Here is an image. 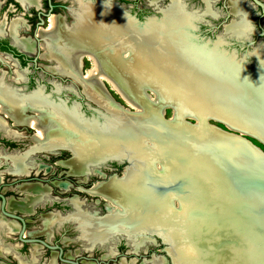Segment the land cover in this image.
<instances>
[{
  "label": "bare ground",
  "instance_id": "6f19581e",
  "mask_svg": "<svg viewBox=\"0 0 264 264\" xmlns=\"http://www.w3.org/2000/svg\"><path fill=\"white\" fill-rule=\"evenodd\" d=\"M180 5L176 1L171 3L168 10L162 11L160 20H148L141 28H136L121 11L111 8L108 13L114 17L108 16L105 10L107 7L102 5L96 8L85 7V9L81 6L84 10L81 9V12L73 15L74 24L71 26L64 27L59 17L51 16L49 27L45 30L41 29L40 33L47 39L46 43L41 44L42 58L54 59L57 69L68 73L80 83L84 96L101 109V121L98 122L94 118L84 119L79 114L77 106L71 105L66 108L61 103H52L40 92H35L31 98L39 100L40 106H47L49 109H35V114L25 116L22 108L24 101H15L10 94H4L9 107L0 103V112L12 118L15 124L27 123L35 131L31 137L36 144L34 149L44 148L49 152L53 148L68 149L72 154L71 157L66 162L60 163L68 166L69 174L97 173L94 170L96 164L107 158H118L124 152L132 157V164L123 169L121 178H110L104 183H96L93 184L94 187L85 189L89 194L97 195V198L101 196L106 200L107 213L103 217L98 218L86 211L83 213L79 204L73 203L76 211L68 217H71L70 221L77 222L76 226L80 230L81 238L88 244L87 247L90 248L97 243L106 247L116 237L122 235L127 238L132 250V247L139 242L143 244L146 241L145 237L139 234H149L157 236L165 245L164 250L172 264H264L260 257L261 241L254 237L252 232L247 233V238L242 237L241 241L236 242L237 247L227 246L220 250L214 246L216 240L225 236L222 229L226 224L219 227V231L213 226L212 221H209L207 215L220 205L219 198L230 199L222 187H216L213 181L209 184L205 183L206 179L211 180L210 175L199 174L198 164H194L197 163L195 158L185 152L189 141L176 139L175 133L167 140L163 135V129L159 130V135L151 125L150 128L146 126V130L155 132L160 146L155 150L143 149L138 143L142 139L139 130L143 129L144 125L125 115L123 110L110 100L101 84V80L107 81L112 90L130 107L140 104L139 97L137 98L132 91L138 89L139 83L142 82L157 87L155 93L157 99L152 96L148 98L144 92L140 96L142 99L152 105L156 100L164 101L167 99L166 87L156 77L162 78L170 71H174L172 68L175 62L163 52L167 51L169 56V52L178 50L186 53L187 58L191 63L193 62L194 68L197 64L204 71L210 73L213 71L214 75L226 77L225 79L233 85L242 86L248 99H252L254 93L261 91L264 87V54L260 56L253 52L257 64L248 73L247 64L235 61L229 53L226 55L222 52L218 53L215 48L209 49L206 53L202 51L188 53L181 50L184 45L183 25H192L190 22L197 17L190 15ZM232 10H234L233 14H239L241 20L238 25L235 24L227 31L231 34L243 35L248 24L247 6L237 5L236 8L233 6ZM113 19L117 20L119 25L115 24ZM92 28L96 36L102 40V44L95 51L90 49L93 45L89 42L90 38L89 41H84L76 37V31H90ZM149 41L152 43L150 44ZM148 45L159 50L160 54L158 52L157 54L160 58L152 54L154 50ZM123 53H126L125 58ZM83 58L92 63V67L86 70V73H80ZM166 86L170 88L171 82L168 81ZM216 87L218 90L222 89L221 86ZM255 102L258 107L260 104L264 105L262 98L261 100L258 98ZM174 106L177 112L192 110L190 106H185V103L176 102ZM136 110L138 112L137 107ZM132 132L134 133L131 136ZM166 136L168 137L167 134ZM157 159L162 163L154 162ZM12 160L15 169H22L25 165L23 162L22 165L19 164L15 157ZM174 182H182L181 192L170 191V193L165 189L162 190L163 187L167 185L170 187ZM33 186L35 184H23L19 188L31 190ZM202 186L207 189L204 193ZM212 195L213 201L217 202H213V206H210L205 200H210ZM28 197L29 195L25 200ZM172 197H175L173 202ZM116 206L121 207L120 210L108 211V208ZM6 208L21 211L29 209L16 205L12 198H8ZM64 219L50 217L45 222L60 223ZM119 224L128 227L125 231L127 235L118 233L120 227L122 228ZM131 225L136 226L130 229ZM26 234L33 232L26 231ZM63 243L65 244L66 240ZM31 250L34 253L35 246ZM54 254L51 255L49 262L51 264L54 263ZM31 259H34L33 256ZM121 263H124L122 259Z\"/></svg>",
  "mask_w": 264,
  "mask_h": 264
},
{
  "label": "water",
  "instance_id": "95a60500",
  "mask_svg": "<svg viewBox=\"0 0 264 264\" xmlns=\"http://www.w3.org/2000/svg\"><path fill=\"white\" fill-rule=\"evenodd\" d=\"M248 1L254 6L259 7L262 13L264 12V2L262 0ZM169 2L170 0L168 3ZM179 2L181 1L179 0ZM242 3L246 5V2L243 1ZM48 5L50 7L49 1ZM222 6L227 9L223 15V19L219 22V25L222 26L218 34L216 36L214 35L213 38L200 36L199 32L196 31L198 28L197 24L205 23V21L202 19V15L195 14L198 17L190 22L192 25H183L182 37L184 45L181 47V50H185L188 53H192L193 51H202L203 53H206L209 49L212 48L214 50L215 48L216 52H222L226 55L229 52L228 50L225 51L224 47H232L230 54L234 55L233 53L237 49H241V58H239L241 60L240 63H247L246 72L249 73L253 70L254 65L257 64L253 51L257 49L260 54H264L262 45L251 46L253 42L258 44V36L264 34L262 25L258 22L260 31L253 33V38L250 39L249 34L252 32L250 18L252 14L249 11L248 5H246V14L249 24L248 34L235 35L228 33L225 27L228 24L237 21L239 14H233L230 12L228 9V2L226 3L223 1ZM164 7L158 10V15H151L150 17H146L143 21H139L133 16L129 17L124 15V17L127 18L136 28H141L148 20H160L163 15L162 9ZM65 8L73 11L72 7L66 6ZM182 8L186 11L183 5ZM45 16H50V9L45 13ZM229 16H231V19L225 22ZM39 23L42 24V20ZM217 27L218 26H215V28ZM151 40L155 43L153 38H151ZM173 42L174 41H172V43ZM149 43L151 44L152 42L149 41ZM148 46L154 50L152 54L159 57L157 54V52L160 54L159 50H156V48L151 45ZM173 47H175L174 44ZM247 47H252L251 52L247 51ZM169 53L168 56L167 51L163 52L166 57L175 62L176 65L174 64L172 68L174 71H170L165 77H156V79L166 87L164 88L166 89L165 92L167 99L164 101L156 100L154 105L146 102V100L142 99L140 96H142L144 92L147 97H155L157 87L142 82L139 83L138 89L132 91L137 98L139 97L138 101L140 104H136L135 107L133 106L135 110L136 107L138 108V112L136 111L132 114L122 112L131 118V120H135L138 124L144 125L143 129H138L142 138L138 144L145 150H155L157 146H160L159 138L155 132L146 130V126H149L148 128H150V126L153 125L154 131L159 135V130L163 129V135L167 140L171 137V134L175 133L174 137L176 139H180V141L186 139L189 141L185 147V152L195 158L197 163L194 164H198L199 174L210 175L211 180L209 181L206 179L205 183L209 184L213 181L216 187H222L230 199L219 198L220 205L215 207V211H212L207 215L209 221H212L213 226L217 229L226 224L222 229L223 235L225 236L216 240L214 246L220 250H223V248L227 246H232V248L237 247L235 246L237 245L235 243L241 241L242 237H246L248 232H252V235L261 241L259 243L261 244L262 250V255L260 257L264 261V152H259L243 137L245 135L254 137L264 145V105L260 104V107H258V105H256L257 102H255L258 98L260 100L262 98V102L264 103V87L261 91L256 92L251 96L253 100L248 99L246 95L247 93L242 86L233 85V83L225 79L226 77L214 75L213 71H211V73L204 71L201 69L202 67L197 66L195 63L196 68H194L192 64L193 62L191 63V60L187 58V55H185L186 53L184 54L178 50H173ZM160 66L162 65L160 64ZM41 71L49 73L46 70L41 69ZM61 75L54 73L52 74V77L68 81L72 89L75 90V96H79L81 101L85 100V104L90 102L96 107V109H93L92 111L94 117H86L83 113H79L82 118H94L98 122L101 121V109L98 105L84 96L82 90L78 88L76 81L72 77L68 76L62 78ZM168 81L171 82L170 88L166 86ZM172 83H175V85ZM162 84H160V86H162ZM216 86H221L222 89L218 90V87ZM71 87H68V89ZM210 88H213L214 90ZM146 91L150 92L151 96L146 93ZM176 102L185 103V106H190L192 110L185 109L177 112L174 106ZM55 103L63 104V101L58 99ZM74 104L78 109L79 103L75 102ZM165 108L171 109V116L169 118H164L162 116ZM188 119L192 120V122H189ZM209 120L217 121L234 132L220 130L210 124L208 122ZM133 133L134 132L131 133V136ZM57 151L58 149L55 153ZM110 162L122 165L118 175L115 172L105 174L99 171L101 167H104ZM132 162V157L124 152L118 158H107L101 163L96 164L94 170L97 171V174L87 172L81 175H70L77 176L79 177L78 180L84 182L89 176L96 174L99 178H102L97 180V182H106L110 178H121L123 169L130 166ZM154 162H158L159 164L162 163L160 159H157ZM97 182H93V184ZM93 184H90L86 189H89ZM181 188L182 182H174L170 187L167 185L166 187H163L162 190L165 189L169 192H181ZM205 189L203 188V193L207 190ZM222 189L221 191H223ZM174 199L175 197H172V202ZM97 200L99 201V198H97ZM213 200L214 197L212 195V198L210 200H205V202L210 204V206H213V202H217ZM103 202L104 201L102 200V203ZM4 205L5 197L0 193V213L8 218L18 219L22 223L17 235L19 240L23 242L37 241L50 249L57 247L56 245L50 246L40 239L22 238L24 230L22 217L5 209ZM77 232L79 233V229H77ZM139 235H143L146 239V243L144 242L141 245L142 247H145L146 244L153 242L155 238H157L155 235ZM120 237L126 240V243L128 244L127 238L122 235L116 237L115 240ZM115 240L109 243V245L112 244L113 250V243ZM99 248L105 249V246ZM60 254L61 249L59 248L57 256L62 262L78 264L76 261L62 258Z\"/></svg>",
  "mask_w": 264,
  "mask_h": 264
},
{
  "label": "flooded vegetation",
  "instance_id": "af4514ba",
  "mask_svg": "<svg viewBox=\"0 0 264 264\" xmlns=\"http://www.w3.org/2000/svg\"><path fill=\"white\" fill-rule=\"evenodd\" d=\"M48 1L50 7L48 5ZM68 1L69 0H0V103L9 107V103L6 101V97L3 96L4 94H10L15 101H24L22 108L25 116L33 115V113L35 114L36 113L35 109L41 110L48 108L47 106L46 107L40 106L38 102L39 100L31 98V95L35 94V92H40L41 95L43 94L46 100H49L52 103H55V101L58 99L62 100L63 101L62 105L66 108H69L71 105H75L70 101L72 97L73 99H75L74 100L75 102L79 103V108L77 110L80 114L83 113L84 115H86L85 112L88 109L85 104V100L81 101L79 96L74 95L75 93L74 89L72 88L68 89V87L63 88L61 86V82H65V81L56 77H52V74L54 73L60 75L62 74L61 75L62 78L68 77L70 75L68 73H64L60 69H57L55 67L56 61L54 59H50V57H48L49 59L47 57H46L47 59L42 58L43 51L41 44L46 43L47 39L45 38V35L41 34L40 32L41 29L45 30L49 27V18L51 16L59 17L58 19L60 23L62 22L61 23L62 26L64 27L69 25L71 26L74 24L73 19L68 20V22H66L64 16L60 14L59 11L64 10L66 11V14L71 13V15L73 16L74 14L84 10L85 7L96 8V6L98 7L103 5L108 8L105 9L107 10L106 14L108 16H113L109 14L108 11L115 9V11H121L123 15L129 17H132V14H134L135 18L137 17L139 18L138 19L139 21H143L146 17L150 15H158V10L165 6V5L163 6L159 5V7H157V5L156 6L152 5L151 7L150 3L149 5L142 6L139 4L138 0H79L78 6L69 5ZM175 1H179V0H170V2L162 9V11L168 10L170 8V4L174 3ZM223 1H225L226 3L228 2V6H229L228 9L230 10L231 13L232 12L234 13V10H232L233 6L234 8H236L237 5L238 6L245 5L239 0H221V7L224 14L227 8L226 9L223 8L222 6ZM262 1L264 2V0ZM180 4L182 6V2H180ZM125 5L128 6V9L127 6ZM66 6L72 7L73 11L67 10L65 8ZM81 6L84 7V9ZM203 6L204 7L202 9H199V11L201 12H197L199 13L198 15H202V16L205 15V16H209L210 18H213L214 15H212L211 13V9L207 0H204ZM49 9H50V16L46 17L45 13H47ZM100 10L103 11V9ZM13 11L14 12L16 11V13H14ZM256 12L257 15L255 18V25L257 29L260 31V28L258 27V22L261 25V20L264 18V12L262 13L259 7L257 6H256ZM188 13L192 16L198 17L197 15H195L194 12L193 13L188 12ZM144 14H148V15L144 17L143 16ZM68 17H70L69 14ZM223 17L221 18V20L223 19ZM202 19L204 20V18ZM41 20H42V24L39 23ZM240 20L241 19L238 18L237 21L228 24L225 27V29L229 30L230 28L235 26V24L238 25V23H240ZM113 21L116 22L115 24L119 25V22L117 20L113 19ZM219 22L216 25L198 23L197 24L198 28L196 29V31L199 32L200 36L205 37L204 34H207L208 32L211 33L212 30L215 29V26L219 25ZM225 22H227V19ZM92 26L94 28V24H92ZM201 26H203L204 28L203 30L200 29ZM93 28L90 31H83V30L76 31V37L84 41L85 40L89 41L90 38L91 41L89 42H92L93 44L90 49L95 51L102 44L101 42L102 40L96 36ZM210 37H212V34ZM47 60L53 62L54 64L52 66H44L45 68L42 67L41 64L45 65L42 62H47ZM41 69L46 70L49 73H45L41 71ZM39 72H41L43 76L48 77L49 80H44L43 82L40 81ZM38 83L43 85V87L38 86L39 85ZM65 90L70 95V98L67 97L62 99L63 91ZM25 132L29 133L28 137L31 139L34 131L31 127L27 125V123L18 122L15 124L12 118L10 119V117L7 116L5 113L0 112V153H1L0 154V193L5 197V205H4L5 209H7L6 204L8 198H12L13 202L16 205H19L24 208H29L27 211H21L19 209H15V210L7 209L8 211H11L22 217L24 224L22 238L40 239L50 246L56 245L57 247H55L54 249H50L49 247H46L37 241L23 242L19 240L17 238V235L22 226L21 221H19L18 219L8 218L0 213V247L2 249L0 251L1 252L0 264H51L49 262L52 253L53 254L55 253L54 263L52 264H68L62 262L58 258L57 254L60 248L61 249L60 256L62 258L70 259L68 253L62 247L65 245L64 243H62V240H66V242H68V237H69L68 231L70 228V223L74 224L75 226L77 224L76 221H70L71 217L70 218L68 217L70 214L76 211L73 203L77 202L83 213L86 211L100 218L103 217L104 215V214L101 216L97 215V212L100 209L104 210L105 213H107L106 200H104V198H102L101 196H98L100 198L98 201L96 197L97 195L93 196L92 194H89L85 190L90 186V184H93V182H97V180H91L89 179V177L86 180H84V182H82L81 180L76 181L71 179L72 175L68 173L69 171L68 166L61 165L60 163L61 161L66 162L71 157V153L70 151H68V149L53 148L54 150L52 149V151L49 152V150H46L44 148L43 149L41 148L39 150L34 149L36 145L35 143L22 150L15 149L14 147L15 144H18V142L20 140L22 141L23 138H27L24 137L23 135V133ZM57 149L58 151L55 153ZM38 156H40V158H38ZM14 157L17 159L19 164L22 165V162L23 164H25L22 167V169H18V168L15 169V165L12 160V158ZM38 159H40L42 163H48L47 164L48 166L45 167L44 164H38L37 163ZM109 164L111 168L107 167V169L104 170L103 167H101L99 171L105 174H110L111 172H116V171H118L119 173L118 167L122 165H119L115 162H110ZM49 168L51 169L49 178H52V180L49 181L50 186L57 188L60 187L59 188L60 191H57V193L60 194L61 192L62 193L65 192L69 194L68 196L64 195L58 198L53 197L52 195H50V192L52 191L50 186H45L44 184H40L38 182V181L44 183L48 182V178L37 177L36 175H34L35 172H38L40 169L46 170ZM55 171H59L57 172L58 176L59 174H63L62 178L65 179L54 180L53 177L55 175ZM71 183L81 184V185H75L76 187L75 189L85 193L90 197H95L93 203H89V204L91 205L100 204L101 208L100 206H97V208L95 206H92L93 208L95 207L98 210L96 211L89 210L90 207L87 206L88 204H86L85 199H80L76 195L70 194L68 192ZM23 184H35V186H33L34 188L31 190L19 188V186ZM16 194H18V196H14ZM27 195H29V197L28 199L25 200V197H27ZM76 197L78 199H76ZM102 200L104 201L103 202L104 204L102 203ZM61 204L72 207L71 211L63 213L60 210H58ZM26 217H31L32 219H35V221L37 220V222L35 223L36 227L33 226L34 228H28L29 218L27 219ZM50 217H56L59 220H61L62 218L65 219L60 223L59 221H56L54 223L49 224L45 221ZM30 221L34 222L33 220ZM13 225L15 226V229ZM26 231L27 232L29 231L31 233L33 232V234H26L25 233ZM9 234L13 235V237L11 238L15 240L14 242L10 243L6 241V236H9ZM79 237L81 238L80 233H79ZM84 243L86 250L88 251H91L92 249L94 250V248L100 249L99 247H104V245L99 244L100 245L99 246L97 243L92 246L93 248L92 247L89 248L87 247L88 244L85 242V240ZM141 245L142 243L139 242L136 246L132 247V251L133 250H134L133 252L138 251ZM33 246H35L36 248V250H33L34 253L31 250ZM22 248L26 250V255L22 254L21 251ZM105 249L109 254L113 253L112 245L110 246L106 245ZM44 254L47 255V258L42 257ZM49 255H50V259H49ZM31 256H33L34 259H31ZM154 260L155 259H152L150 261V264H152V261ZM117 264H133V263L131 260L127 263L126 262L121 263V259H120Z\"/></svg>",
  "mask_w": 264,
  "mask_h": 264
},
{
  "label": "rangeland",
  "instance_id": "374dc122",
  "mask_svg": "<svg viewBox=\"0 0 264 264\" xmlns=\"http://www.w3.org/2000/svg\"><path fill=\"white\" fill-rule=\"evenodd\" d=\"M168 1L169 0H138V2H139L140 5L146 6V5H149V3H150L151 7H152V5H154V6L157 5V7H159V5H161V6L166 5L168 3ZM202 1L201 0H182L181 2H182V5L185 7V9L188 12H191V13L194 12L195 14H199V13H197V12H201V11H199V9H202L204 7L203 6L204 5V0H202ZM207 1L209 3L210 9H211V13L214 16H213V18H210L209 16H205V15L204 16H201V17L204 18V21H205L206 24L216 25L221 20V18L224 15V12H223L222 7H221V0H207ZM239 1L240 2H243V1L246 2V5H248V7H249V11L252 14V16L250 18V25H251L252 32L249 34L250 39H252L253 38V35H254L253 33H256L257 31H259L257 29L256 25H255V18H256V15H257L256 6H254L248 0H239ZM176 2H178V5H180L179 1H176ZM68 4L69 5H77L78 6L79 5V0H77V1H75V0L74 1L69 0L68 1ZM125 6H127V5H125ZM127 9H128V6H127ZM14 13H16V11ZM59 13L64 16L66 22H68V20H72L73 19V16L71 15V13H67L66 14V11H64V10L63 11H59ZM68 14L70 15V17H68ZM147 15L148 14H144L143 16L146 17ZM132 16L134 17V14H132ZM150 16H148V17H150ZM136 19L138 20L139 18L136 17ZM230 19H231V16H229L227 18V21L230 20ZM261 25H262V29L264 31V18L261 20ZM221 26L222 25H218V27L215 28V29H213L211 33L208 32L209 34L208 33L207 34H204V36L206 38H210V36L212 34V37L211 38H213L214 35L216 36L218 34L219 30L221 29ZM200 29L203 30L204 29L203 26H201ZM248 31H249V25L246 24V29L244 30V34L243 35H247V32ZM259 45L260 46L262 45V50H263L264 49V34L258 36V44L255 43V42H253L251 46H259ZM251 48L252 47H247V51L248 52H251ZM224 50L225 51L228 50L229 55H231L230 54V51L232 50V47L231 48L224 47ZM42 51H43V49H42ZM253 52H256L260 56H263V55H261L259 53V51L257 49H255ZM241 53H242V50L241 49H237L233 53L234 55H231V56L233 57V59L235 61L240 62L241 60L239 58H241ZM123 56L125 58L126 53H123ZM235 58H237V59H235ZM42 63L45 64V65H42L41 64L42 67H44V66H52L54 64L53 62L48 61V60H47V62H42ZM245 64H247V63H245ZM91 67H92L91 61L88 60V59H86V58H83L82 59V63H81L80 73H86V70H88ZM46 68H48V67H46ZM39 80L43 82L44 80H49V78L46 77V76H43L41 74V72H39ZM38 84H39L38 86L43 87V85H41L40 83H38ZM101 84L103 86V89H104L105 93L110 98V100L114 104H116L121 110H123V112L132 114V113H135L137 111V110H135L134 107H130L128 104H126L119 97V95H117L116 92L114 90H112V88L110 87V85H109V83L107 81L101 80ZM76 85L78 86V88L81 89L80 83L76 82ZM61 86L63 88L71 87V85L69 84L68 81L61 82ZM146 93L150 94V92H148V91H146ZM150 96H151V94H150ZM67 97L70 98V95L65 90V91H63V97H62V99L63 98H67ZM148 98H150V97H148ZM74 100L75 99H73L71 97V99H70L71 103L72 102L75 103ZM86 106H88V109L85 112V114H86L85 116L86 117H91V116L94 117V113L92 111H93V109H96L95 105L89 102L88 104H86ZM162 116L164 118H169L171 116V109L170 108H165L163 110V115ZM188 121L189 122H192V120H189V119H188ZM208 122L210 124H212L214 127L218 128L220 130L231 131V130L227 129L225 126H223V124H221V123H219L217 121L209 120ZM231 132H234V131H231ZM28 134H29L28 132L23 133L24 137H27V138H23L22 141L20 140L19 142L17 141L18 144H15L14 145L15 149L22 150V149L27 148L28 146H30V145H32V144L35 143L32 139H30L28 137ZM34 134H35V131H34L33 135ZM243 137L248 141V143L250 145H252L254 148H256L259 152L260 151L261 152H264V145L260 141H258L256 138L251 137V136H246V135L243 136ZM38 158H40V156H38ZM37 163L38 164H44L45 167L48 166L47 165L48 163H42L40 159L37 160ZM107 167H110V164L109 163L107 165H105L103 167V169L106 170ZM121 168L122 167L119 166L118 167V170H120ZM50 171H51L50 168L49 169H46V170L40 169L38 172H35L34 175H36L37 177L48 178V182H45V183L44 182H40V181H38V182L40 184H44L45 186H50L49 181L52 180V178H49L50 177ZM57 172H59V171H55V175L54 174H51V175H54V177H53L54 180H58V179L63 180V179H65V178H62V175L63 174H59V176H58ZM115 173L117 175L119 174L118 171H116ZM71 179L78 181V177L71 176ZM89 179H91V180H99V177L94 174V175L89 176ZM100 179H102V178H100ZM97 183H104V182H101L100 181V182H97ZM95 184L96 183H94V185ZM75 185H81V184L71 183V186L69 187L68 192L70 194L76 195L80 199H85L86 204H88L87 206L90 207L89 210H91V211L92 210H95V211L98 210L96 208H97V206H100V204H97V205L96 204H92V205L89 204V203H93V200H95V197H90V196L86 195L85 193L76 190L75 189L76 188ZM94 185L92 187H94ZM50 188L52 190L50 192V195H52L53 197L58 198L60 196H64V195L65 196H68L69 195V194H67L65 192H63V193L61 192L62 194L61 193L60 194L57 193V191H60V189L57 188V187H53V186L51 187L50 186ZM14 196H18V194L14 195ZM19 196H21V195H19ZM92 206H95L96 208L95 207L93 208ZM100 208H101V206H100ZM120 208L121 207H117L116 206V207H113L111 209L108 208L109 209L108 211L109 212H111V211H117L118 209L120 210ZM58 210H60L61 212L65 213V212L71 211V207H69L68 205L61 204L60 207L58 208ZM103 214H105V211L102 210V209H100L97 212V215L98 216H101ZM26 218L27 219L29 218L28 228H34L33 226L36 227V224L35 223L37 222V220L35 221V219H32L31 217H26ZM30 220H33L34 222H32ZM119 223L121 224L122 222H119ZM119 225H117V226H119ZM120 226H122V228L120 227V230L118 231V233L120 232V233H123V234L127 235L125 233V231H126V228H128V227H126L124 225H120ZM135 226L136 225H133V226L131 225V227H129V228L130 229H133V228H135ZM76 229H78L77 226H75L74 224L70 223V228H69V231H68L69 232L68 233L69 234L68 242H66L65 245L62 246V247L68 253L70 259H72L73 261H76L78 264H117L120 259H122L123 262H126V263L131 260L133 264H150V261L152 259H154V258H155V260L153 261L154 264H161V262H162V264H171V260H170V258L168 256V254L164 250L165 245L163 243H161L158 238H155L154 237L155 240L153 242L149 243V245L146 244L145 247H142L141 246L138 251L133 252L132 250H130V247L126 243V240H124L123 238L120 237V238H117L115 240V242L113 243V248H114L113 253L112 254H109L107 252V250L106 249H103V248H100V249L94 248V250L92 249L91 251L86 250L85 243L79 237V233L77 232ZM6 232H8V231H6ZM151 232H156L157 233L158 231L151 230ZM11 237H13V235H11V234H9V236H6V241L7 242H10V243L11 242H14L15 240H13ZM112 239H109V241H111ZM63 241L64 240H62V243H63ZM107 241L108 240H106V242ZM109 241H108V243H109ZM21 251H22V254L23 255H26V250L24 248H22ZM186 251L188 252V250H186ZM169 252H171V251L169 250ZM170 255L172 256V253H170ZM42 257L43 258H47V255L44 254ZM49 259H50V255H49ZM49 259H48V261H49ZM160 260H161V262H160ZM172 260H174V258Z\"/></svg>",
  "mask_w": 264,
  "mask_h": 264
}]
</instances>
